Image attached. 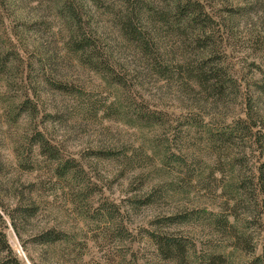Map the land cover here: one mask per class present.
I'll list each match as a JSON object with an SVG mask.
<instances>
[{"label":"trees","instance_id":"obj_1","mask_svg":"<svg viewBox=\"0 0 264 264\" xmlns=\"http://www.w3.org/2000/svg\"><path fill=\"white\" fill-rule=\"evenodd\" d=\"M41 7L59 20L63 48L96 76V91L105 95V102L69 82L55 55L34 38L32 24L42 18ZM263 8L264 0H0V100L13 165L30 174L45 169L49 181L73 191L79 204L96 203L93 211L83 212L84 220L119 224L126 207L190 196L182 189L187 180L204 184L212 170L199 164V155L211 162L224 158L231 175L224 204L250 201V220L237 226L208 205L181 206L138 231L148 245L143 264H227L215 247L172 230L191 224L215 232L228 227L233 250L249 257L244 264H264V124L259 105L264 100V30L250 18ZM242 21L248 32L244 37L239 36ZM239 45L251 60L239 56ZM259 53L261 61L256 62ZM149 86L159 95L148 93ZM12 88L15 95L9 98ZM168 95L176 97V111L167 110ZM65 97H73L94 117L163 132L149 143V154L140 147V154L157 160L158 166L144 175L151 167L136 163L139 154L133 148L91 149L81 159L67 154L48 128L58 122ZM230 98L240 100V113L217 120V109ZM192 132L199 149L181 150L179 144ZM248 157L252 167L243 169ZM103 163L121 166L120 175L136 172L134 181L144 182L147 193L126 203L104 199ZM42 185L32 180L20 189L0 191L13 200L5 204L0 197V264H21L5 229L10 225L21 237L20 226L45 210ZM252 228L259 230L254 245L247 240ZM29 240L42 249L76 245L60 223L36 231ZM137 262L135 257L128 260Z\"/></svg>","mask_w":264,"mask_h":264},{"label":"rangeland","instance_id":"obj_2","mask_svg":"<svg viewBox=\"0 0 264 264\" xmlns=\"http://www.w3.org/2000/svg\"><path fill=\"white\" fill-rule=\"evenodd\" d=\"M39 12L42 18L32 24L34 38L55 55L59 71L66 76L69 82H72L73 85L82 86L86 92L94 91L93 95L101 103L105 102V95L100 91H96L99 83L96 76L75 63L74 56L63 48L61 43L63 32L58 30L59 20L54 17L53 12L42 10V7ZM250 18L259 25V29L264 30V8L251 13ZM244 22L242 21L239 29V36L241 37L248 35ZM238 50L239 56L247 60L253 58L249 56V53L241 45H239ZM256 56H258L255 59L256 62L261 61L259 58L262 57V53L256 54ZM147 92L151 93V95L154 93L159 95L154 86H149ZM14 95V88H12L8 96L10 98ZM165 99L168 102L167 110L176 111L173 110L178 103L175 100L176 97L168 95ZM63 100L64 104L58 116V124H52L48 128H52V136L63 145L67 154L73 155L76 159H81V155L83 156L86 151L91 149L126 150L133 148L139 154L136 163L144 166V168L149 165L151 167L144 170V175L147 176L148 171L154 170L158 166L156 164L157 160L150 162L149 159H145V156L140 154V151H143L140 147H143L149 154V143L156 136L162 138L165 135L163 132L133 129L115 119L100 118L99 115L94 117L91 110L83 109L84 107H81V103L78 104L73 97H65ZM259 103L261 113H263L264 124V100L261 99ZM240 104L238 98H230L225 104L219 106L217 112L221 116L219 118L216 116V119L221 121L223 118L239 114ZM1 108L2 101L0 100V191L4 193L6 186L10 190L13 188L20 189L27 181L32 180H38L43 184L39 191L41 193L40 199L43 201L42 207L45 210L41 211L36 217L26 221L24 226H20L21 237L16 235L10 225L5 229L9 245L21 264H128V260L132 257L137 259V263L143 264L148 245L138 231L141 227L147 228L149 221L155 217L179 210L181 206L186 210H190L193 204L208 205V209L227 218L230 224H236L237 226L243 225L246 219L250 220L249 215L252 209L250 201L246 200L238 205H232L230 202L229 206L224 204L227 199L224 195V189L231 179L229 168L224 158L211 162L210 158L204 154L197 157L199 164L201 166H209L212 173L204 184L197 185L194 181L189 182V180L182 182L184 187L182 189L189 191L191 193L190 196L184 198L177 195L172 199H161L148 207L141 206L133 209L126 207V210L119 213L122 216L119 224H110L102 221L94 223L84 220L81 218L83 212L87 208H91L90 211H93L97 207L96 203L86 204V201L83 200L79 204L73 191L72 193L64 188L62 189V185L54 183L53 180V182L49 181L47 170L45 169L42 173L30 174L17 169L16 165H13L15 159L7 139V130H5L2 123ZM194 133L192 132L188 139H184L183 143L179 144L181 150H185L189 146H195L197 150L199 149L200 146L197 144V139H195L197 135ZM141 144L143 146H140ZM252 162H254L253 159L248 157L247 161L245 160L244 165H242L243 169L252 167ZM99 168L102 184L105 188L104 193L101 194L104 199L113 200L117 203H126V200L133 196L142 198L147 193L144 182L137 183L134 181L137 180L135 177L138 176L136 172L120 175L118 171L121 166L116 163L99 164ZM152 172L154 174V171ZM0 197L5 204L13 203L10 198H4L1 194ZM55 223H60L72 234V237L75 238V246H67L63 250L57 246L42 249L29 240L36 231ZM197 225L179 226L172 228V230L182 236L188 235L201 244L204 243V245L215 247V249L226 255L227 264H244L248 262V256L241 251L233 250L228 239V233H231L228 227L226 231L217 230L218 232H215L214 229L202 228ZM258 231L256 232L254 228L249 230L251 234L247 239L249 244H256ZM257 253H259V248H257Z\"/></svg>","mask_w":264,"mask_h":264}]
</instances>
